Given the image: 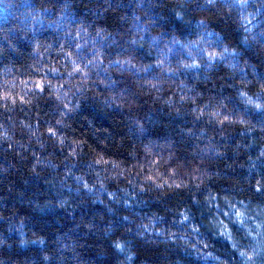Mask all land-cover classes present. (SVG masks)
<instances>
[{"label":"clouds","instance_id":"clouds-1","mask_svg":"<svg viewBox=\"0 0 264 264\" xmlns=\"http://www.w3.org/2000/svg\"><path fill=\"white\" fill-rule=\"evenodd\" d=\"M0 264H264V0H0Z\"/></svg>","mask_w":264,"mask_h":264}]
</instances>
